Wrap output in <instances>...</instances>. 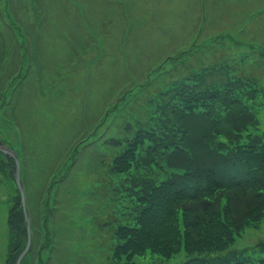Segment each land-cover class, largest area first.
<instances>
[{"label":"rangeland","instance_id":"374dc122","mask_svg":"<svg viewBox=\"0 0 264 264\" xmlns=\"http://www.w3.org/2000/svg\"><path fill=\"white\" fill-rule=\"evenodd\" d=\"M226 59L264 85V0H0V144L21 158L33 220L22 264L125 262L112 252L110 222L127 217L129 197L107 174L114 150L104 142L124 137L149 78L172 81ZM14 174L0 153V264H9L8 219L20 203ZM233 248L264 253V218ZM147 254L134 263L186 259Z\"/></svg>","mask_w":264,"mask_h":264},{"label":"trees","instance_id":"16d2710c","mask_svg":"<svg viewBox=\"0 0 264 264\" xmlns=\"http://www.w3.org/2000/svg\"><path fill=\"white\" fill-rule=\"evenodd\" d=\"M145 88L124 137L107 141L108 176L129 197L127 217L110 222L112 252L123 264L148 252L166 262L183 251L180 264H264V253L233 248L264 218V85L226 59L172 81L149 78ZM8 226L14 264L26 238L19 203Z\"/></svg>","mask_w":264,"mask_h":264},{"label":"water","instance_id":"95a60500","mask_svg":"<svg viewBox=\"0 0 264 264\" xmlns=\"http://www.w3.org/2000/svg\"><path fill=\"white\" fill-rule=\"evenodd\" d=\"M0 152H2L5 156H10L15 161V165H16L15 180H16V183H17L20 195H21V204H22V208H23V211H24L25 222H26L27 229H28L27 246H26L25 250L22 252V254L18 257V259L16 260V263H15V264H20L21 260L23 259V257L27 254V252H28V250L30 248V244H31L29 215H28V212H27V208H26V204H25L24 190H23V186H22V183H21V179H20V165H19L18 157H17L16 153L13 150H11V149L3 146V145H0Z\"/></svg>","mask_w":264,"mask_h":264}]
</instances>
